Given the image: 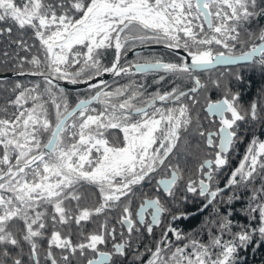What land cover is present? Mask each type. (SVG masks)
Masks as SVG:
<instances>
[{
  "label": "snow or ice",
  "instance_id": "snow-or-ice-1",
  "mask_svg": "<svg viewBox=\"0 0 264 264\" xmlns=\"http://www.w3.org/2000/svg\"><path fill=\"white\" fill-rule=\"evenodd\" d=\"M245 68L264 0H0V264H239L264 242Z\"/></svg>",
  "mask_w": 264,
  "mask_h": 264
},
{
  "label": "trees",
  "instance_id": "trees-1",
  "mask_svg": "<svg viewBox=\"0 0 264 264\" xmlns=\"http://www.w3.org/2000/svg\"><path fill=\"white\" fill-rule=\"evenodd\" d=\"M240 71L242 72L244 79L240 82L233 81V83H236V88L238 87V84L240 86L243 85L241 82L247 81V79L245 77H247L249 80L252 79V83H251L252 88L256 87L259 84L257 82V74H254L255 75L254 76L250 72L249 68L240 69ZM20 79H23V78H20ZM28 79H32V78L30 77ZM241 89H242V87H241ZM73 92H75L74 89H73ZM211 96H215L214 93ZM217 99H219V98H217ZM203 102L201 104H203ZM186 210L190 211V212H194L196 210V205H189ZM237 217L238 218L241 217L239 219V220H241V222H243L245 219L242 216H237ZM202 219H203V216L197 215L191 219V222H189V221L181 222L180 227L186 231H190V230H192V228L197 226ZM262 261H264V242H258L257 239H254L252 244L248 245L245 248L240 249V251H239V264H260Z\"/></svg>",
  "mask_w": 264,
  "mask_h": 264
},
{
  "label": "flooded vegetation",
  "instance_id": "flooded-vegetation-1",
  "mask_svg": "<svg viewBox=\"0 0 264 264\" xmlns=\"http://www.w3.org/2000/svg\"><path fill=\"white\" fill-rule=\"evenodd\" d=\"M138 51H140L141 53L146 54V55H152L154 53H159V52H161L163 50L158 48V47H155V48H153L151 50H143L142 49V50H138ZM129 55H131V53ZM255 72H256L255 74H257V82L259 83L256 87L252 88V86H251L252 79L249 80L247 77H245L247 79V81L241 82L243 85L240 86L238 84V87H237V91L241 93L242 103L245 104V105H248L253 100H256L261 86H264V76L261 75V73H260V71L258 69L255 70ZM11 76L15 77L13 75H10L9 77H11ZM15 78L17 79V77H15ZM241 87H242V89H241ZM189 205H192V204H189Z\"/></svg>",
  "mask_w": 264,
  "mask_h": 264
},
{
  "label": "rangeland",
  "instance_id": "rangeland-1",
  "mask_svg": "<svg viewBox=\"0 0 264 264\" xmlns=\"http://www.w3.org/2000/svg\"><path fill=\"white\" fill-rule=\"evenodd\" d=\"M143 53H141V55H142ZM155 54V53H154ZM143 56H150V55H146V54H143ZM135 57L131 54V55H129V59H134ZM247 69V68H246ZM236 70H239L240 71V69H234V71H236ZM249 70H250V72L254 75L256 72L255 71H253V70H251L250 68H249ZM255 76V75H254ZM202 78H207L206 76L205 77H202ZM214 78V77H213ZM9 79H15V77H9ZM233 91H237V88H236V83H233ZM213 93H214V95L215 96H211V95H213ZM209 97H210V99H212V100H216L217 98H219V93H217V92H215V91H213V92H210L209 94ZM75 99H76V94H75V92H73L72 93V100H73V102L75 101ZM200 99H201V103L204 101V98H203V95L200 97ZM203 103H205V101L203 102ZM246 146V142H245V144L244 145H241L240 147H239V152H238V154L237 155H235L234 157H233V160H232V164H233V166H235V164L236 163H238V161H239V158H240V156H242V154H243V151H244V147ZM191 164H192V162L190 161V167H191ZM162 177H164V173L163 172H161L158 176H157V179H159V178H162ZM144 192H146V193H149V194H154V192H153V186H147V187H145L144 188ZM237 207H240V205H237ZM241 217H236V219H240ZM241 221V220H240ZM247 221H246V219H244V221L242 222V223H246ZM199 225V224H198ZM198 225L197 226H195V227H198ZM191 231V230H190ZM260 264H264V261H262Z\"/></svg>",
  "mask_w": 264,
  "mask_h": 264
},
{
  "label": "water",
  "instance_id": "water-1",
  "mask_svg": "<svg viewBox=\"0 0 264 264\" xmlns=\"http://www.w3.org/2000/svg\"><path fill=\"white\" fill-rule=\"evenodd\" d=\"M138 50H142V49H137V51ZM9 76H10V74H9ZM65 87H67V88H69V89H74V86H72V85H65ZM79 87H83V86H79Z\"/></svg>",
  "mask_w": 264,
  "mask_h": 264
},
{
  "label": "bare ground",
  "instance_id": "bare-ground-1",
  "mask_svg": "<svg viewBox=\"0 0 264 264\" xmlns=\"http://www.w3.org/2000/svg\"><path fill=\"white\" fill-rule=\"evenodd\" d=\"M83 88V87H82Z\"/></svg>",
  "mask_w": 264,
  "mask_h": 264
}]
</instances>
